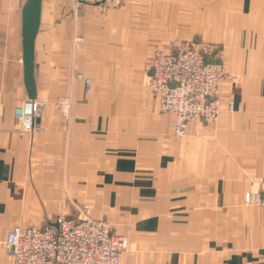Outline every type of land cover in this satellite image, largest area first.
Segmentation results:
<instances>
[{
    "label": "crops",
    "instance_id": "1",
    "mask_svg": "<svg viewBox=\"0 0 264 264\" xmlns=\"http://www.w3.org/2000/svg\"><path fill=\"white\" fill-rule=\"evenodd\" d=\"M137 1L43 0L35 76L48 107L31 135L15 120L29 101L26 0H0V264H13L14 227L86 218L127 237L122 264H264V213L245 203L264 181V0ZM176 39L218 44L227 75L218 120L183 138L144 86Z\"/></svg>",
    "mask_w": 264,
    "mask_h": 264
},
{
    "label": "built area",
    "instance_id": "2",
    "mask_svg": "<svg viewBox=\"0 0 264 264\" xmlns=\"http://www.w3.org/2000/svg\"><path fill=\"white\" fill-rule=\"evenodd\" d=\"M76 8L85 5L121 8L128 0H71ZM183 42L168 52L158 51L148 70L146 88L158 102L161 113L176 118L175 135L187 136L189 122H216L226 72L222 52ZM81 77V76H80ZM92 81L86 80L91 90ZM39 101H28L15 111L21 132L38 134L43 116ZM229 108L233 109L231 102ZM261 194H247V205L260 206L264 213V181ZM128 240L112 224L92 219H63L57 227H14L5 240L13 264H122Z\"/></svg>",
    "mask_w": 264,
    "mask_h": 264
},
{
    "label": "water",
    "instance_id": "3",
    "mask_svg": "<svg viewBox=\"0 0 264 264\" xmlns=\"http://www.w3.org/2000/svg\"><path fill=\"white\" fill-rule=\"evenodd\" d=\"M43 0H26L22 8V63L24 85L29 101H36L35 45L42 20Z\"/></svg>",
    "mask_w": 264,
    "mask_h": 264
},
{
    "label": "rangeland",
    "instance_id": "4",
    "mask_svg": "<svg viewBox=\"0 0 264 264\" xmlns=\"http://www.w3.org/2000/svg\"><path fill=\"white\" fill-rule=\"evenodd\" d=\"M70 3H71V5H72V7L75 9V10H77V9H80L81 7H83V6H81V7H79V8H76V6H75V4L70 0ZM138 5V1L137 0H128V2H127V4L126 5ZM126 5H124V6H126ZM85 6H92V5H85ZM123 6V7H124ZM122 7V8H123ZM113 9H119V8H113ZM121 9V8H120ZM83 39L82 38H77L76 39V41L77 42H80V41H82ZM174 42L175 43H171V45H170V48H168L166 51H162V52H168V51H170V50H172L173 49V47L174 46H177V45H179V44H182L183 42H191V43H194V44H196V45H201V46H203V48H207L206 46H208V47H212L214 50H215V47H217L218 49H219V46H218V44H215V43H206V42H199V41H196V40H194V39H192V40H184L183 41V39H176V40H174ZM219 51H220V49H219ZM158 52V51H157ZM157 52H155V54L157 53ZM155 54H154V56H155ZM154 56H153V58H154ZM223 56V55H222ZM152 61H153V59H152ZM151 61V62H152ZM151 64V63H150ZM150 64H149V66H150ZM149 66H148V70H149ZM78 76H81V75H78ZM146 84H147V78H146V81H145V84H144V86H145V89L148 91V89L146 88ZM92 86H93V81H92ZM87 91V90H86ZM91 92V90H88L87 91V94H89ZM149 92V91H148ZM36 101H38V98H37V100ZM41 104H42V106H43V108H42V111L43 112H45V110L47 109V107H48V103L47 102H45V101H39ZM59 103H60V105L62 106V107H64V106H66V105H68L67 103H68V100L67 99H64V98H61V99H59ZM145 104V103H144ZM62 220L63 219H61V221L59 222V224L62 222ZM113 226V225H112ZM125 237V236H124ZM127 238V237H126ZM128 240V239H127Z\"/></svg>",
    "mask_w": 264,
    "mask_h": 264
},
{
    "label": "bare ground",
    "instance_id": "5",
    "mask_svg": "<svg viewBox=\"0 0 264 264\" xmlns=\"http://www.w3.org/2000/svg\"><path fill=\"white\" fill-rule=\"evenodd\" d=\"M129 244V243H128ZM129 246V245H128Z\"/></svg>",
    "mask_w": 264,
    "mask_h": 264
}]
</instances>
